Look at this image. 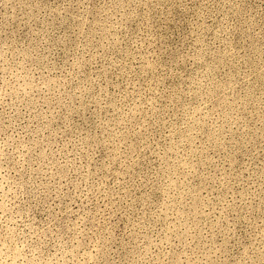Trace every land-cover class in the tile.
I'll list each match as a JSON object with an SVG mask.
<instances>
[{
	"label": "rangeland",
	"instance_id": "374dc122",
	"mask_svg": "<svg viewBox=\"0 0 264 264\" xmlns=\"http://www.w3.org/2000/svg\"><path fill=\"white\" fill-rule=\"evenodd\" d=\"M0 264H264V0H0Z\"/></svg>",
	"mask_w": 264,
	"mask_h": 264
}]
</instances>
